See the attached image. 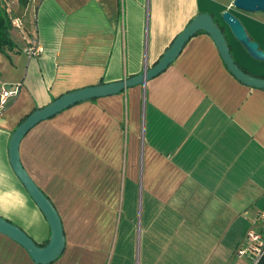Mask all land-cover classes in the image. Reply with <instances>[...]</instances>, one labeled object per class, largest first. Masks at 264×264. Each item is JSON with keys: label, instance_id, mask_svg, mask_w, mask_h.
Listing matches in <instances>:
<instances>
[{"label": "crops", "instance_id": "1", "mask_svg": "<svg viewBox=\"0 0 264 264\" xmlns=\"http://www.w3.org/2000/svg\"><path fill=\"white\" fill-rule=\"evenodd\" d=\"M233 0H0L14 49L0 52V218L38 245L50 226L9 164L29 114L71 91L140 75L200 13L224 31L243 71L264 78L221 21L229 11L264 50V13ZM42 53L30 58L29 41ZM19 146L28 176L57 210L66 240L50 264H252L236 251L264 210V90L240 84L198 32L144 86L72 105ZM0 264H33L0 234Z\"/></svg>", "mask_w": 264, "mask_h": 264}, {"label": "water", "instance_id": "2", "mask_svg": "<svg viewBox=\"0 0 264 264\" xmlns=\"http://www.w3.org/2000/svg\"><path fill=\"white\" fill-rule=\"evenodd\" d=\"M232 7L249 14L264 13V0H233ZM220 16L224 27L229 30L234 41L243 47L249 58L264 63V50L260 48L259 43L251 39L241 20L227 10ZM198 32H204L212 39L226 69L240 84L249 88L264 90V78L252 76L235 63L224 31L219 27L214 17L211 14L200 13L172 41L169 49L152 68L145 69L140 75L123 81L71 91V93L58 97L42 109L31 112L18 124L10 137L8 145L9 164L16 178L22 183L27 195L35 203L37 209L41 211L46 223L49 224L50 238L45 246L38 245L21 228L2 218H0V234L7 236L21 246L33 264H50L56 261L64 252L66 240L57 210L54 209L49 199L43 195L21 165L19 146L23 140L22 138L39 123L57 116L72 105L100 99L101 97L114 96L125 92L128 88L144 86L148 81L164 72L182 52L184 45Z\"/></svg>", "mask_w": 264, "mask_h": 264}, {"label": "built area", "instance_id": "3", "mask_svg": "<svg viewBox=\"0 0 264 264\" xmlns=\"http://www.w3.org/2000/svg\"><path fill=\"white\" fill-rule=\"evenodd\" d=\"M10 25L16 28H21V22L18 19H13ZM41 47L35 39L29 41V46L26 53L30 58L38 57L42 52ZM18 92V87H15L14 91L2 90L0 92V109H4L8 104V99L14 97ZM259 224L260 230L257 232L250 231L245 236V239L239 249L236 251L238 256L250 257L252 264H257L259 260L264 256V210L259 213L256 220Z\"/></svg>", "mask_w": 264, "mask_h": 264}, {"label": "trees", "instance_id": "4", "mask_svg": "<svg viewBox=\"0 0 264 264\" xmlns=\"http://www.w3.org/2000/svg\"><path fill=\"white\" fill-rule=\"evenodd\" d=\"M30 0H18L20 7H25ZM11 29L10 19L8 18L7 11L0 5V52L7 57L10 56L14 49V44L9 38V31ZM257 264H264V256L259 260Z\"/></svg>", "mask_w": 264, "mask_h": 264}, {"label": "rangeland", "instance_id": "5", "mask_svg": "<svg viewBox=\"0 0 264 264\" xmlns=\"http://www.w3.org/2000/svg\"><path fill=\"white\" fill-rule=\"evenodd\" d=\"M243 24V23H242ZM244 26V25H243ZM244 29H245V27H244ZM235 60V59H234ZM253 60V59H252Z\"/></svg>", "mask_w": 264, "mask_h": 264}]
</instances>
